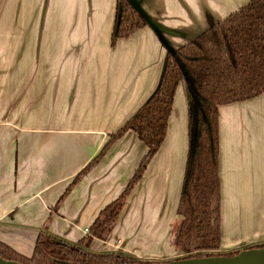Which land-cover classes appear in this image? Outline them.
<instances>
[{
  "label": "crops",
  "instance_id": "0c3cea01",
  "mask_svg": "<svg viewBox=\"0 0 264 264\" xmlns=\"http://www.w3.org/2000/svg\"><path fill=\"white\" fill-rule=\"evenodd\" d=\"M130 1L147 24L112 46L115 0H0V241L24 256L42 232L89 234L146 146L128 131L72 180L154 93L166 57L249 0ZM187 124L180 82L160 148L92 252L174 259ZM218 178L221 248L264 242V92L219 107Z\"/></svg>",
  "mask_w": 264,
  "mask_h": 264
},
{
  "label": "trees",
  "instance_id": "16d2710c",
  "mask_svg": "<svg viewBox=\"0 0 264 264\" xmlns=\"http://www.w3.org/2000/svg\"><path fill=\"white\" fill-rule=\"evenodd\" d=\"M146 24L145 17L130 0H115L111 45L130 37ZM180 82L186 86L188 148L176 210L179 222L172 244L181 256L173 260L142 261L121 252H92L93 239H105L127 196L160 148ZM263 92L264 0H249L166 57L154 93L121 128L109 135L98 155L72 180L67 191L128 131L135 133L146 146V154L127 186L101 211L89 234L77 243H70L42 232L30 256L0 241V259L19 264H155L233 257L242 251L263 249L261 242L221 252L218 178L219 107L248 101Z\"/></svg>",
  "mask_w": 264,
  "mask_h": 264
},
{
  "label": "water",
  "instance_id": "95a60500",
  "mask_svg": "<svg viewBox=\"0 0 264 264\" xmlns=\"http://www.w3.org/2000/svg\"><path fill=\"white\" fill-rule=\"evenodd\" d=\"M250 256L252 257L251 260ZM0 264L19 263L0 259ZM155 264H264V248L242 251L234 257L198 258Z\"/></svg>",
  "mask_w": 264,
  "mask_h": 264
},
{
  "label": "rangeland",
  "instance_id": "374dc122",
  "mask_svg": "<svg viewBox=\"0 0 264 264\" xmlns=\"http://www.w3.org/2000/svg\"><path fill=\"white\" fill-rule=\"evenodd\" d=\"M178 217H175L174 218V221H173V224H172V227H171V232H172V240H173V234H174V232L176 231V229H177V227H178ZM108 233L109 232H106V234H105V238L107 237V235H108ZM172 240H171V245H172V247L173 248H175L174 247V244H172ZM246 247V246H245ZM237 249H239V248H242V247H236ZM236 248H234V249H236ZM176 249V248H175ZM231 249H222L221 248V252H226V251H230ZM239 254V253H238ZM237 254V255H238ZM180 255V253L179 252H177L176 254H174V256L172 257V258H174L175 259V257L177 258L178 256ZM181 256V255H180ZM236 256V255H235ZM234 257V256H233Z\"/></svg>",
  "mask_w": 264,
  "mask_h": 264
},
{
  "label": "built area",
  "instance_id": "2783aa9c",
  "mask_svg": "<svg viewBox=\"0 0 264 264\" xmlns=\"http://www.w3.org/2000/svg\"><path fill=\"white\" fill-rule=\"evenodd\" d=\"M88 231H89L88 229H85V230H84V233H86V234H87V233H88Z\"/></svg>",
  "mask_w": 264,
  "mask_h": 264
},
{
  "label": "bare ground",
  "instance_id": "6f19581e",
  "mask_svg": "<svg viewBox=\"0 0 264 264\" xmlns=\"http://www.w3.org/2000/svg\"><path fill=\"white\" fill-rule=\"evenodd\" d=\"M252 259V257L250 256V260Z\"/></svg>",
  "mask_w": 264,
  "mask_h": 264
}]
</instances>
